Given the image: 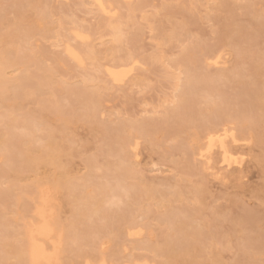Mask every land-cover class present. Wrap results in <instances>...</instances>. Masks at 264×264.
<instances>
[{"label": "rangeland", "instance_id": "rangeland-1", "mask_svg": "<svg viewBox=\"0 0 264 264\" xmlns=\"http://www.w3.org/2000/svg\"><path fill=\"white\" fill-rule=\"evenodd\" d=\"M101 3L0 0V264H264V0Z\"/></svg>", "mask_w": 264, "mask_h": 264}, {"label": "bare ground", "instance_id": "bare-ground-1", "mask_svg": "<svg viewBox=\"0 0 264 264\" xmlns=\"http://www.w3.org/2000/svg\"><path fill=\"white\" fill-rule=\"evenodd\" d=\"M94 1L98 3L103 10H105V8L102 6L101 0H94ZM117 64L114 65L116 66L115 68L114 66L113 68H108V73L114 81H121L123 76L130 69H126L125 67L127 66L122 65L123 63H120L121 65L120 64L117 65ZM108 67H112V66H108ZM219 129L214 128L208 131L207 138H206L207 146L204 150L200 152V157L201 156L205 157L209 161L210 158L207 155L210 154V151L213 147H217V149H219L220 154H221V162L226 163L227 166L228 165L230 166L231 163L233 162L237 163L238 161L236 160L237 157L236 158L233 157L234 151H231L228 145H226L227 143L225 140L228 136L234 139V136L232 132L228 131L226 126H222L221 130ZM208 168H210V165ZM217 169H220V168H217ZM48 201H49V197H48L47 190L40 189L39 204L37 205L36 210H35V214L37 215V220L39 222L37 223L34 222L28 227L27 229V237H28L27 248L26 250L24 248H20L18 249V253H17L18 259L20 260L22 259L24 261V259L25 260L27 259L29 263L31 264H38V263L52 264V262L55 259V252L51 250L48 251L43 242L46 239L50 240L51 233H52V229L48 224V219H47V214H46L47 213L46 206H47ZM130 234L135 235L136 233L132 232Z\"/></svg>", "mask_w": 264, "mask_h": 264}]
</instances>
